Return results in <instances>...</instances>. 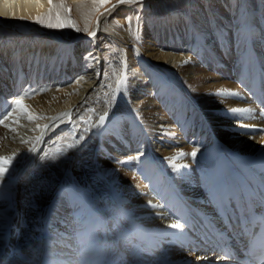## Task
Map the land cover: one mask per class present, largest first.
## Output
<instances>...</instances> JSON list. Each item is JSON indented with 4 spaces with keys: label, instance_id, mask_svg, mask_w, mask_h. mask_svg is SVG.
Here are the masks:
<instances>
[{
    "label": "bare ground",
    "instance_id": "bare-ground-1",
    "mask_svg": "<svg viewBox=\"0 0 264 264\" xmlns=\"http://www.w3.org/2000/svg\"><path fill=\"white\" fill-rule=\"evenodd\" d=\"M261 110L264 0H0V264H244Z\"/></svg>",
    "mask_w": 264,
    "mask_h": 264
},
{
    "label": "snow or ice",
    "instance_id": "snow-or-ice-1",
    "mask_svg": "<svg viewBox=\"0 0 264 264\" xmlns=\"http://www.w3.org/2000/svg\"><path fill=\"white\" fill-rule=\"evenodd\" d=\"M102 3H106L107 0H101ZM134 2H142V0H119V3L123 4V3H134ZM49 3H51V0H49ZM130 19V18H129ZM94 35V34H93ZM219 95H223L224 93H218ZM17 104H19V100L16 101ZM231 111L233 113H238L240 111H242L241 109H231ZM261 114L264 115V110H261ZM99 120L101 122V124L103 123V121L105 120V116L101 115L99 117ZM242 127L244 125H241ZM193 156H195V153H192ZM14 159V157H0V178L4 177L5 173H7L9 171V165L11 164L12 160ZM129 159H133L132 157H130ZM162 207V206H161ZM170 227L174 228V229H180L181 225L177 222V223H173L172 225H170Z\"/></svg>",
    "mask_w": 264,
    "mask_h": 264
},
{
    "label": "rangeland",
    "instance_id": "rangeland-1",
    "mask_svg": "<svg viewBox=\"0 0 264 264\" xmlns=\"http://www.w3.org/2000/svg\"><path fill=\"white\" fill-rule=\"evenodd\" d=\"M163 81H165V82H167V84L170 86V87H172V89H174V90H176L177 92H179V94H183V91H182V89H180L179 87H176L175 85H174V83L171 81V79L169 78V77H165V78H163ZM191 84H193V83H191ZM193 86V85H192ZM22 161H23V159H22ZM18 163H20V162H18V161H15V163H13V164H11V165H13L14 167H17V164ZM83 182V181H82ZM73 191H75V190H73ZM11 204H12V202H10ZM10 205H7V207H9ZM9 208H11V206L9 207ZM10 237V234H7L6 235V237H5V243L3 244V245H7L8 244V242H9V238ZM2 245V246H3ZM1 247V246H0Z\"/></svg>",
    "mask_w": 264,
    "mask_h": 264
}]
</instances>
